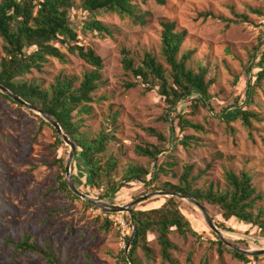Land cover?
<instances>
[{
  "label": "rangeland",
  "instance_id": "rangeland-1",
  "mask_svg": "<svg viewBox=\"0 0 264 264\" xmlns=\"http://www.w3.org/2000/svg\"><path fill=\"white\" fill-rule=\"evenodd\" d=\"M74 2L78 6L80 0ZM135 2L146 13L143 25L106 11L95 15L113 30V36L84 29L89 14L81 8L75 7L70 13L78 43L93 48L103 60L102 79L93 93L91 112L82 116L80 131L93 137L100 128H116L115 140L108 145L104 156L118 158V177L120 167L128 162L155 170V162L150 164L148 158L136 155L133 150L136 144H158V139L149 130L154 129L170 142L167 150L161 153L163 155L157 156L159 161H173L174 166L169 174H160L153 186L166 181L178 183L186 165L192 166L191 176L195 177L192 184L198 188L212 184L224 189L226 170H246L252 174L256 190L263 197L257 201V206L264 210V80L254 86L253 92L246 91L251 74L261 68L259 57L264 48V35L258 29V20L264 14V0H171L166 5H158L154 0ZM204 12H211L213 17H203L201 13ZM165 19L175 20L178 28L187 31L182 50L196 48L189 63L192 68L202 64L208 55L209 77L214 80L208 101L213 111L202 104L192 108L190 101L184 99L168 111L166 121L167 105L156 90H147L146 85L123 69V47L128 49L134 65L141 64L144 53L150 52L167 67L159 38V22ZM1 43L0 39V47ZM56 44L66 53V61L50 58L40 71L33 69L22 79L37 82L45 88L60 72L80 76L91 69L81 58ZM236 101L258 116L252 120L251 134L240 119L227 124L220 118V114L230 117L232 109L237 107ZM175 109L202 129H174ZM116 113V121L111 123V117ZM38 116L35 111L5 98L0 91V264H45L43 256L31 252L17 255L6 242L21 238L24 232L30 233L39 246L50 243L58 258L68 264H123L119 256L122 250L126 252L125 237L132 230L125 219L128 213H114L110 219L98 206H85V200L81 198L70 200L53 193L44 196L46 189L56 185L57 175L66 178L57 163L51 166L46 163L59 157L66 162L69 146L55 143L53 127L46 120L47 124L39 128ZM184 135L195 139L184 146L178 141ZM84 172L80 164L72 161L71 175L83 193L88 190L84 186ZM154 191L159 190H148L142 183L133 182L110 199H101L123 205ZM99 193L93 189L87 195L97 199ZM163 196L154 195L135 206H158L163 202ZM182 201L183 213L198 236L169 234L177 246L172 255L180 264H246L227 250L219 255L213 231L200 210L186 199ZM207 208L214 223L222 220L215 208ZM51 210L56 211L48 215ZM121 218L125 227L119 222ZM105 219L112 223L107 230L100 228ZM262 219L264 221V214ZM225 223L231 230H219L228 242L238 241L240 248L245 250L264 247V237L258 236L254 227L234 218ZM148 240L153 250L152 258L146 260L138 248L137 259L140 264H162L154 235L150 234ZM260 256L257 261L247 264H264V254Z\"/></svg>",
  "mask_w": 264,
  "mask_h": 264
},
{
  "label": "trees",
  "instance_id": "trees-1",
  "mask_svg": "<svg viewBox=\"0 0 264 264\" xmlns=\"http://www.w3.org/2000/svg\"><path fill=\"white\" fill-rule=\"evenodd\" d=\"M169 1L171 0H154L158 5H166ZM75 7L89 14V19L84 21L83 28L96 31L102 36H113V30L95 18V15L102 11L128 18L134 24L146 23V13L140 10L135 0H80L78 6L74 0H0V39L2 42L0 84L29 104L49 114L75 143L76 152L73 161L85 170L84 186L88 188L85 193L89 194L90 190L97 189L100 191L98 195L100 198L110 199L121 188L130 183L139 182L148 187V190L177 192L195 198L206 210H208L207 206L215 208L222 218V220H215V225L220 229L231 230L225 222L234 218L254 227L257 235L264 237L262 219L264 210L257 206V201L263 197L256 190L252 174L246 170L239 172L226 170L224 189L212 184L205 188H198L193 187L192 184L195 179L191 176L192 166L186 165L179 176L178 183L173 184L166 181L153 186V182L160 174H169L170 168L174 166L173 161H159L157 156L167 150L170 142L154 129L149 130L156 136L159 143L136 144L133 150L136 155L148 158L150 164L155 162V166L153 165L155 170L128 162L120 167V175L117 177L118 158L113 155L104 156L108 145L115 140L116 128H100L93 137L80 131L83 124L82 116L91 112L90 103L94 100L93 93L102 79L103 60L93 48L78 43V33L70 17ZM201 15L205 18L213 17L211 12H204ZM159 25L161 54L167 67L157 61L150 52L144 53L141 64L134 65L128 49L123 47L121 49L123 69L130 72L141 84L146 85L147 90H156L167 105L164 115L166 121L168 111L184 99L190 101L189 105L192 108L202 104L213 111L208 101L210 88L214 82L213 78L209 77L210 59L208 55L204 57L202 64L192 68L189 63L193 59L196 48L182 50L187 39V31L178 28L175 20H161ZM56 43L63 46L68 53L81 58L91 66V69L83 71L80 76L60 72L45 88L37 82L22 79L33 69L40 71L50 58L60 62L66 61V53ZM259 60L261 68L254 75L251 74L246 84V91L253 92L254 86L264 80V48L260 52ZM2 95L16 103L7 95L3 93ZM236 105L237 107L232 109L229 118H226V114H220V118L227 124L240 119L251 134L252 120L257 119L258 116L245 109L244 105H239V101H236ZM174 111L175 114L172 117L174 129L176 127L179 130L186 127L195 130L202 129L201 125L191 119H186L180 111L176 112V109ZM116 115L117 113L111 117V123H115ZM38 118L39 128L47 124L40 116ZM52 129L55 133V143L64 144L56 130ZM193 139H195L193 136L184 135L178 141L188 146ZM56 163L65 172V160L61 157L47 162L46 165L51 166ZM56 178V185L46 189L44 196L53 193L63 195L70 200H80V197L68 187L64 175L59 174ZM74 182L79 186L75 179ZM163 198V202L158 206L149 208L134 206L130 215H125L129 227L134 229V234L128 251L122 250L119 256L121 263L140 264L136 257L138 248L142 250L145 259L150 260L153 250L148 245V236L153 234L159 245L160 262L180 264L172 255V251L176 250L177 246L170 240L169 234L176 232L182 237L187 234L193 236H198V234L183 213L182 199L176 196H163ZM83 203L87 207L94 206L87 201ZM55 211H49L48 215ZM111 224L108 219H105L100 228L107 230ZM211 233L215 237L214 242L218 246L219 255L227 250L233 257L246 264L252 260L257 261L261 257L239 252L226 245L215 233ZM129 237L130 235L125 237L126 244ZM6 242L17 251V255L31 252L43 256L45 264H68L67 261H61L58 258V254L52 249L50 243L39 246L28 232H24L21 238L7 239ZM230 243L240 248L238 241H230Z\"/></svg>",
  "mask_w": 264,
  "mask_h": 264
},
{
  "label": "water",
  "instance_id": "water-1",
  "mask_svg": "<svg viewBox=\"0 0 264 264\" xmlns=\"http://www.w3.org/2000/svg\"><path fill=\"white\" fill-rule=\"evenodd\" d=\"M0 91L7 95L10 99H12L13 101H15L16 103H19L20 105H23L25 107H27L30 110L35 111L36 113H38L41 117H43L44 120H46L48 123H50V125L56 130L57 135L60 137V139L62 141H64V143L66 145L69 146V151H68V157L66 159L65 162V181L68 185V187L70 188V190L76 194L78 197H80L81 199L98 206L102 211L104 212H111V213H118V212H126L130 215L131 213V209L141 203L142 201L154 196V195H165V196H176L179 197L180 199H186L188 202H190L191 204H193L197 209L200 210V212L202 213L204 220L207 224V226L219 237L220 240H222L226 245H228L229 247H232L234 249H236L239 252L245 253L247 255H262L264 254V247L263 248H259V249H254V250H245V249H241V248H237L236 246H234L233 244H231L230 242H228L221 234L219 228L215 225L213 218L211 217V215L208 213V211L206 210V208L195 198L192 197H187L184 196L180 193L177 192H167V191H154L145 195H142L140 197H137L131 201H129L128 203H125L123 205H118L115 203H110V202H106L104 200H102L101 198H91L89 197L86 193H83L82 191H80L78 189V187L75 185V182L73 180V177L71 175V165H72V161L76 152V145L75 143L63 132V130L61 129L60 125L58 124V122L52 118L49 114L41 111L40 109H38L37 107L29 104L28 102H26L25 100H23L21 97H19L18 95L12 93L7 87H5L3 84H0ZM133 227L131 230V234L127 243V249L126 252L129 249L130 246V242L133 238Z\"/></svg>",
  "mask_w": 264,
  "mask_h": 264
},
{
  "label": "built area",
  "instance_id": "built-area-1",
  "mask_svg": "<svg viewBox=\"0 0 264 264\" xmlns=\"http://www.w3.org/2000/svg\"><path fill=\"white\" fill-rule=\"evenodd\" d=\"M258 24H259V27H258L259 31L264 34V14L258 20ZM104 214L111 219L112 214H114V213L104 212ZM119 222L122 224L123 227H125V223H124V220L122 218L119 220Z\"/></svg>",
  "mask_w": 264,
  "mask_h": 264
}]
</instances>
